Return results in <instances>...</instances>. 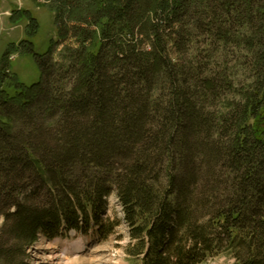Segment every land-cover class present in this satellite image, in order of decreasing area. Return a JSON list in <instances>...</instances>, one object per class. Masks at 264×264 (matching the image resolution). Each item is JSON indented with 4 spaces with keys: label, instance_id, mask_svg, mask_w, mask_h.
<instances>
[{
    "label": "trees",
    "instance_id": "16d2710c",
    "mask_svg": "<svg viewBox=\"0 0 264 264\" xmlns=\"http://www.w3.org/2000/svg\"><path fill=\"white\" fill-rule=\"evenodd\" d=\"M48 1L51 47L15 9L25 37L0 59V264L40 234L108 238L112 193L132 263L264 264V0Z\"/></svg>",
    "mask_w": 264,
    "mask_h": 264
},
{
    "label": "rangeland",
    "instance_id": "374dc122",
    "mask_svg": "<svg viewBox=\"0 0 264 264\" xmlns=\"http://www.w3.org/2000/svg\"><path fill=\"white\" fill-rule=\"evenodd\" d=\"M50 4L48 0H0V59L11 43L16 44L25 37L28 20L21 18L13 22L10 14L15 9L27 10L36 19L38 29L35 36L30 39L33 52L43 54L51 47L52 40L56 37V23ZM60 49L61 46L55 49L56 59ZM33 52L11 53L8 57L11 70L26 84L38 81L40 78L38 61ZM81 172L83 169L79 167L77 173L80 175ZM89 174L97 175L95 172ZM107 201L108 207L102 212V218L119 221L108 238L100 239L96 234V227L92 226L87 232L70 230L53 238L40 234L37 241L27 249L29 264H136V261L132 263V259L125 251L130 242L129 231L116 194L112 193ZM2 221L1 218L0 225ZM63 256L64 258H59ZM233 262L232 257L220 255L202 264Z\"/></svg>",
    "mask_w": 264,
    "mask_h": 264
},
{
    "label": "bare ground",
    "instance_id": "6f19581e",
    "mask_svg": "<svg viewBox=\"0 0 264 264\" xmlns=\"http://www.w3.org/2000/svg\"><path fill=\"white\" fill-rule=\"evenodd\" d=\"M56 258V257H55ZM57 258H58V256H57ZM59 258H64V256L63 257H59ZM58 260V259H57ZM64 262V261H63Z\"/></svg>",
    "mask_w": 264,
    "mask_h": 264
}]
</instances>
